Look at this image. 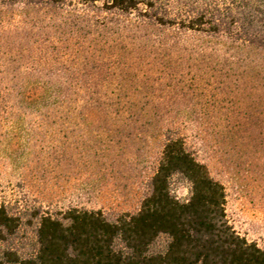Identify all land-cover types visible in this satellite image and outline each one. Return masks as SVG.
<instances>
[{
    "label": "rangeland",
    "instance_id": "1",
    "mask_svg": "<svg viewBox=\"0 0 264 264\" xmlns=\"http://www.w3.org/2000/svg\"><path fill=\"white\" fill-rule=\"evenodd\" d=\"M145 14L143 4L122 13L105 1L0 0V205L20 219L0 250L30 252L41 214L136 212L168 135L225 185L236 231L264 246V54H252L256 67L235 65L234 51ZM89 79L104 86L92 95L102 108L34 99L40 85Z\"/></svg>",
    "mask_w": 264,
    "mask_h": 264
},
{
    "label": "trees",
    "instance_id": "2",
    "mask_svg": "<svg viewBox=\"0 0 264 264\" xmlns=\"http://www.w3.org/2000/svg\"><path fill=\"white\" fill-rule=\"evenodd\" d=\"M84 1H105L108 9L122 13L143 4L145 17L154 24L185 36L209 37L205 46L212 50L234 51L235 65L256 67L261 61L252 54H264L256 52H264V0H162V15L153 0ZM204 42L199 47L206 51ZM259 68L264 72V67ZM52 72L62 75L61 69ZM78 83L62 80L40 85L34 99L57 108L74 100L86 111L102 108L92 95L104 86L90 79ZM80 87L88 94L81 102L74 97ZM178 182L187 186L185 196L177 193ZM226 203L225 185L187 149L182 136L168 135L150 190L136 212L122 213L114 220L101 209L79 207L41 214L31 251L4 247L0 264H264V246L236 231L227 218ZM19 225V217L1 204L0 242L13 237Z\"/></svg>",
    "mask_w": 264,
    "mask_h": 264
}]
</instances>
